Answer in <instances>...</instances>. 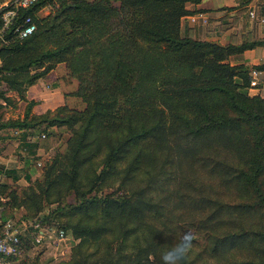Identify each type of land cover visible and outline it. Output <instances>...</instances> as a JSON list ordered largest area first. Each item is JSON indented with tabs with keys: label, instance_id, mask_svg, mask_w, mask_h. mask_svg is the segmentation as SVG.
<instances>
[{
	"label": "trees",
	"instance_id": "16d2710c",
	"mask_svg": "<svg viewBox=\"0 0 264 264\" xmlns=\"http://www.w3.org/2000/svg\"><path fill=\"white\" fill-rule=\"evenodd\" d=\"M198 1L36 0L17 16H31L32 33L0 40V81L25 101L1 126L18 129L32 156L33 130L69 132L30 182L44 203L75 195L37 219L76 239L64 264H163L186 237L182 264H264V95L247 91L249 69L264 63L228 61L264 38L181 35L185 4ZM45 4L51 11L36 15ZM60 62L76 79L67 94L84 105L31 113L26 87ZM7 188L0 196L20 204Z\"/></svg>",
	"mask_w": 264,
	"mask_h": 264
},
{
	"label": "rangeland",
	"instance_id": "374dc122",
	"mask_svg": "<svg viewBox=\"0 0 264 264\" xmlns=\"http://www.w3.org/2000/svg\"><path fill=\"white\" fill-rule=\"evenodd\" d=\"M203 1L204 6H208L209 10H214L217 6H221V4L235 5L243 2V0ZM255 10L258 11L257 8H255ZM49 11H51L50 6L45 4L36 11V15L42 16L47 14ZM246 17L247 14L245 9L244 11H241L239 17L237 18L239 21L238 25H233L225 29L227 36L226 40H230L231 42H240L244 38H251L250 34H247L245 37L240 34L242 30H245L243 27L245 24H256L255 19H252L253 21L251 22L250 20L248 21ZM231 32L234 34L231 38H229ZM260 49L261 47H257L255 50H253V58L250 59V61L260 62L264 60V53H260ZM228 61L235 62L233 59H231V56L228 58ZM247 66L249 68L250 65ZM247 91L250 94H257L260 92L259 89H257V86L249 85L247 86ZM262 94L264 95V93ZM3 97H6L8 100ZM75 98L76 100L72 99L69 105L71 104L70 106L75 108H82L84 103L81 102L78 97ZM24 107L25 101L19 98L17 92L14 89L8 88L4 82L0 81V183H6L8 186L7 189H12L17 199H22L20 204L11 205L9 204V201H11V196L7 194L6 191L3 192L0 196V201L4 202V205H0V215L2 217L4 216L24 220H37L38 217H41L47 213V211H49L56 203H58V201H60L61 204H64L66 202L73 201L75 198L74 194L67 192L61 197H54L55 200L49 203H44L37 195L38 190L33 187V183H30L31 181L41 177L45 163L49 162L54 153L64 149L65 140L68 137L69 132L63 127H50L46 131L51 132L48 133V135L44 134V136H41V133H45V131H40V129L33 130V138H40L39 145L36 149H34V154L32 156L27 152V149L21 146L19 130L17 131L8 126H1L5 121L21 118ZM7 157H9L11 160L5 161ZM26 176L29 177V180L26 179ZM114 186L115 184L108 187H103L102 189H98L94 192L98 195H104V193H109V191L112 192L114 190ZM30 188L34 189V192H32ZM114 195H116V193H114ZM39 205H41V208H38V212L36 214L34 213L33 216L27 217V214L32 215V208L34 209ZM47 225L51 229L45 232V236L39 242L32 244L28 249L21 248V250L16 255L10 256L8 258V263L21 264V261H24L25 264H64L67 262L71 255V247L76 239L72 238L69 233H65L62 238H59L53 233L56 224H52L50 222H43L41 224V226L44 228Z\"/></svg>",
	"mask_w": 264,
	"mask_h": 264
},
{
	"label": "crops",
	"instance_id": "0c3cea01",
	"mask_svg": "<svg viewBox=\"0 0 264 264\" xmlns=\"http://www.w3.org/2000/svg\"><path fill=\"white\" fill-rule=\"evenodd\" d=\"M185 7L189 10V12L180 18L179 31L181 35L186 34L190 37L211 40L222 44L227 42L235 44L239 43L226 40L227 36L225 29L233 25L237 26L239 23L237 18L239 17L241 11H244L245 9L247 14L246 19L252 22L253 20L248 16V11L250 9L255 10V8H257L258 11H256V15L258 17H262V21L255 19V25L253 23H251V25L245 24L243 26L245 30H242L240 34L243 37L250 34V39L264 38V0H243V2L235 5L221 4V6H217L214 10H209L208 6H204V1L199 0L194 3L187 2ZM233 34L234 33L231 32L229 38H231ZM248 39L244 38L241 41ZM257 47H261L260 53H264V45H256L252 48H246L242 52L232 55L231 59L235 62L231 63H243L250 66L253 64L264 63V60L260 62L250 61V59L253 58L252 52ZM258 70L257 89H259L260 95H263L264 69ZM75 87L76 79L66 73L64 63H57L52 69L48 70L44 75L38 77L32 84L26 87V99L34 100V103L31 106V113L39 114L47 109L51 110L63 103L69 105L70 101H72V99L76 100V98L67 93ZM28 137L30 141L33 140V137ZM9 160L11 159L7 157L5 161Z\"/></svg>",
	"mask_w": 264,
	"mask_h": 264
},
{
	"label": "built area",
	"instance_id": "2783aa9c",
	"mask_svg": "<svg viewBox=\"0 0 264 264\" xmlns=\"http://www.w3.org/2000/svg\"><path fill=\"white\" fill-rule=\"evenodd\" d=\"M36 0H0V40L6 42L7 38L4 35L8 32L10 38H24L35 29V23L30 15H24L17 19L18 10L29 7ZM256 10L250 9L248 16L251 19L262 21V17L256 15ZM259 70L251 68L249 73V86L257 85V75ZM44 136V133H41ZM1 212V207H0ZM48 226L42 227L38 220L35 219H18L7 217L0 218V264H9L8 258L16 255L21 250V236L26 233L31 235V239L37 243L49 230ZM57 237L64 236L63 229L53 231Z\"/></svg>",
	"mask_w": 264,
	"mask_h": 264
},
{
	"label": "clouds",
	"instance_id": "9594fccd",
	"mask_svg": "<svg viewBox=\"0 0 264 264\" xmlns=\"http://www.w3.org/2000/svg\"><path fill=\"white\" fill-rule=\"evenodd\" d=\"M191 238H183L178 244L162 254L163 264H182L191 251Z\"/></svg>",
	"mask_w": 264,
	"mask_h": 264
}]
</instances>
